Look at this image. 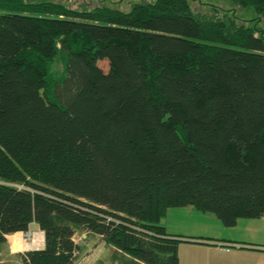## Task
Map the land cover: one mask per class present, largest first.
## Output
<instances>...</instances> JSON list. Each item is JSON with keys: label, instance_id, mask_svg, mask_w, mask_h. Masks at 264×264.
<instances>
[{"label": "trees", "instance_id": "1", "mask_svg": "<svg viewBox=\"0 0 264 264\" xmlns=\"http://www.w3.org/2000/svg\"><path fill=\"white\" fill-rule=\"evenodd\" d=\"M232 2L264 19V0ZM226 11L0 0V244L44 233L0 264H75L79 227L179 264V238H211L168 233L169 207L264 217V26Z\"/></svg>", "mask_w": 264, "mask_h": 264}, {"label": "rangeland", "instance_id": "2", "mask_svg": "<svg viewBox=\"0 0 264 264\" xmlns=\"http://www.w3.org/2000/svg\"><path fill=\"white\" fill-rule=\"evenodd\" d=\"M26 2L51 1L62 3L73 9H92L96 6H112L123 11H128L130 7L138 1L153 0H24ZM191 9L198 15L210 18L222 16L221 11L227 14L234 13L244 24L252 25L258 23V26H264V19L259 22L253 19L256 14L253 9L242 8L232 2V0H189ZM218 8V9H217ZM218 12H217V10ZM221 10V11H219ZM216 13V14H215ZM218 13V15H217ZM101 65L107 69V63L101 62ZM55 75H60L63 71L62 61H55L52 65ZM261 218V217H260ZM257 222H264V218H245L240 217L235 224L224 225L213 213L203 212L191 205L181 207H169L161 223L166 231L177 235L193 236H211L214 239H228L225 242L226 247L216 245L215 242H207L197 239L181 237L178 242V256L180 264H236L233 259L219 256L227 251L230 244L238 247L241 245L237 241H255L251 240L252 234L256 235L254 226ZM205 236V237H206ZM40 232L35 225H32L26 232L18 235L9 236L6 243L0 244V263L1 262H19L18 252L33 250L38 247ZM74 241L79 246V254L75 264H136L132 256L112 248L107 244L103 237L90 232L88 229L79 227L73 236ZM218 243V242H217ZM222 243V242H221ZM232 245L230 247H232ZM218 247V248H216ZM238 251L237 248H234ZM230 248L228 250L233 251ZM234 250V251H235ZM248 262L253 263V259L248 258Z\"/></svg>", "mask_w": 264, "mask_h": 264}, {"label": "crops", "instance_id": "3", "mask_svg": "<svg viewBox=\"0 0 264 264\" xmlns=\"http://www.w3.org/2000/svg\"><path fill=\"white\" fill-rule=\"evenodd\" d=\"M262 218H264V217H261L259 219H262ZM257 223L258 224H252L254 226L253 227L254 231H256L257 234L256 235L252 234L251 236H253V237H251V240H255V241H237L238 243L241 244L238 247H235L236 245H234V244L232 245L229 243V245L230 246L232 245V247L228 246L227 247L228 249L237 248L238 251H240V252H237V250H235V249H234L235 251L234 250L230 251L227 249V251H229V252H226V253L221 254L219 256H224V257H227L230 259H233L232 257H235L236 264H264V222H261V223L257 222ZM32 225H35V227L38 228V226L34 223L31 224L30 227ZM38 231L40 232L41 237L38 240V247L35 249H40V248L44 247V233L39 228H38ZM19 233H22V232L21 231L15 232L13 234L7 235L6 237L8 239L9 236L18 235ZM206 237L211 238V239H201V240L205 241V243L215 242L216 245L221 246L220 248L216 247L218 249H221L222 247H226L227 245L224 243L231 241L228 239H214L211 236H206ZM248 258L253 259L254 262L253 263L248 262Z\"/></svg>", "mask_w": 264, "mask_h": 264}]
</instances>
